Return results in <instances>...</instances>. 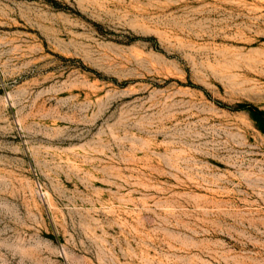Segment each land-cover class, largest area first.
I'll list each match as a JSON object with an SVG mask.
<instances>
[{
    "label": "rangeland",
    "instance_id": "obj_1",
    "mask_svg": "<svg viewBox=\"0 0 264 264\" xmlns=\"http://www.w3.org/2000/svg\"><path fill=\"white\" fill-rule=\"evenodd\" d=\"M0 264H264V0H0Z\"/></svg>",
    "mask_w": 264,
    "mask_h": 264
},
{
    "label": "trees",
    "instance_id": "obj_2",
    "mask_svg": "<svg viewBox=\"0 0 264 264\" xmlns=\"http://www.w3.org/2000/svg\"><path fill=\"white\" fill-rule=\"evenodd\" d=\"M258 110H256V112H257Z\"/></svg>",
    "mask_w": 264,
    "mask_h": 264
}]
</instances>
